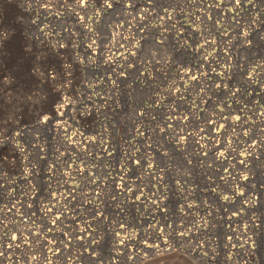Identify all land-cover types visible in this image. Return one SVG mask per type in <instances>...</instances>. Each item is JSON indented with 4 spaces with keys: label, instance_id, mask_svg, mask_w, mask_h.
<instances>
[{
    "label": "clouds",
    "instance_id": "9594fccd",
    "mask_svg": "<svg viewBox=\"0 0 264 264\" xmlns=\"http://www.w3.org/2000/svg\"><path fill=\"white\" fill-rule=\"evenodd\" d=\"M222 2L223 7L216 0H19L16 8L20 14L7 24L0 13V48L16 35L13 25L26 24L34 29L23 47L24 61H30L27 71L15 66L0 70V149L8 146L7 155L0 156V264H264V0ZM217 9L232 15L221 16ZM196 44H206L207 48L197 53ZM179 52L195 59L181 64L174 59ZM52 57L60 62L59 70L54 64L49 66ZM205 60L211 73L217 69L221 73L219 80L211 76V84L203 71ZM134 71L137 75L123 89L127 96V112H123L120 77ZM189 71L193 75L199 72V79L195 84L187 79L190 87L185 89L181 73ZM174 90L179 95L173 97ZM221 92L223 98L217 99ZM155 104L166 115L176 117L171 131L165 127L168 121L154 114ZM205 104L207 108L202 107ZM138 112L143 115L138 116ZM58 114L62 118L57 124ZM89 119L93 120V131L99 130L95 145L92 135H84L89 125L82 121ZM150 119L154 122L146 126ZM209 119L216 128L225 125L223 132L212 138L226 154L217 159H228L226 167L231 169L223 184L216 182L220 167L215 161L201 160L200 152L185 147L195 142L200 143V151L213 152L214 143L201 136V131L208 132ZM42 129L49 130L51 142L42 138ZM145 131L149 133L146 140L127 143L125 137L142 136ZM117 137L124 139V144L118 145L123 152L119 156L124 170L120 179L127 175L130 160H140L141 169L147 160L142 183L152 176L165 189L154 193L160 201L158 209L164 207L163 201L173 189L185 200L194 194L184 187L185 180L193 183L192 169L197 176L210 178L203 183L215 194L216 202L208 204L213 220L206 225L208 232L193 238L195 243L180 240L155 247L153 235L146 234L141 239L151 241L154 250L145 252L137 241L131 245L137 251L129 252L124 237L115 238L116 228L111 229L109 239L110 233L102 227L104 221L95 216L91 240L77 242V232L87 231L86 216L92 209L77 212L76 206L69 208L71 202H64L62 189L70 181L76 184L77 203L92 204L103 214L115 156L99 161L95 152L102 148L117 152ZM43 161H47L48 177L42 182L46 187L41 195ZM93 168L95 175H85ZM177 178L180 188L169 183V179ZM92 184L96 196L88 194ZM53 191L57 192L55 201L51 199ZM220 199L227 203L219 204ZM217 207L239 215V220L231 221L235 225L231 231H223ZM29 208L43 215L33 220ZM67 211L85 218L83 226L67 225L65 220L75 218L66 216ZM55 213L64 220L50 230L49 236L45 225L56 223ZM20 215L27 216L29 222L17 219ZM217 227L224 236H232L230 243L217 236ZM126 236L129 241L136 240L134 232L126 230ZM121 243L123 248L118 247Z\"/></svg>",
    "mask_w": 264,
    "mask_h": 264
},
{
    "label": "rangeland",
    "instance_id": "374dc122",
    "mask_svg": "<svg viewBox=\"0 0 264 264\" xmlns=\"http://www.w3.org/2000/svg\"><path fill=\"white\" fill-rule=\"evenodd\" d=\"M217 3L221 4V7H223L222 0H216ZM16 3H19V0H16ZM16 3L10 2V0H0V13L3 14V18L5 20V24L8 23L9 20H12L15 18V16L18 13V10L16 8ZM219 12L221 16H231V12H220L219 9L216 10ZM187 26V25H185ZM13 27L16 28V35L10 40L9 42L5 43L3 48H0V70H11L14 66L18 67L21 71L26 72L28 69V66L30 65V61H24L23 57V47L27 44V36H29L34 29H30L26 24L19 25L15 24ZM194 31V29H193ZM169 43L171 45V37H169ZM196 51L197 53L202 52L204 49L207 48L206 44H196ZM213 51H219V49H213ZM98 54V53H94ZM120 53H117V58H119ZM174 59L177 60L181 64L191 63V60H194L195 57L189 58L188 55H186L184 52L176 53L174 56ZM210 59V58H209ZM49 66L55 65L57 67V70H59V61H57L54 57L50 58L49 60ZM208 61L205 60L202 62L205 67L203 68V71L208 75V83L211 84V76L215 75L217 77V80H219V77L221 75L219 69H217L216 73H211L210 70L206 67ZM135 66H133L134 68ZM197 67H200L199 65ZM212 75H211V74ZM76 75L78 76L79 73L77 72ZM137 75V73L129 72L128 77L127 74L121 75L119 81L122 89V96H121V105L123 106L122 111L127 112V96L126 93H123V89L127 84H129ZM181 76L183 79L181 80V85L183 88L187 89L190 87V85L185 82L187 79H191L192 84H195L197 80L199 79V72H197L195 75L191 71H189L186 75L184 73H181ZM128 78V79H127ZM127 79V80H125ZM109 83L111 85V80H109ZM135 88H138V85H134ZM158 95V94H157ZM179 95L178 90H174L172 92V96L175 97ZM224 93L221 92L220 95L217 97V99L223 98ZM253 97L256 96V93L252 94ZM99 99V98H97ZM169 102L168 98L166 97L164 99V103L167 104ZM147 104H145V108H147ZM202 107L207 108L208 105L205 104ZM120 109H118L119 111ZM154 114L157 115L158 118L161 120H167L168 124L165 125V127L171 131V129L176 124V117L175 116H169L165 114V110L160 108L159 104L153 105ZM219 110V109H218ZM182 111V109L177 110ZM119 115V114H118ZM138 116H142L143 113L138 112ZM60 116V117H59ZM200 116H204V112H200ZM60 118H62V114H58L57 124L60 122ZM190 119V118H188ZM26 122V121H25ZM151 119L148 122V125L150 126L151 123H153ZM188 120H182L181 123H187ZM203 121H200L198 123H202ZM82 124L89 125L88 130L85 132V136L92 135L93 140L92 144L95 145L96 139L95 135L98 134V129L96 132L93 131V120L89 119L86 121H82ZM51 127V126H49ZM225 125L223 123L220 124L219 128H216L214 126V122L209 119L207 121V129L208 132H202L201 136L208 140L209 143H214V150L212 153L208 152H202L200 153V159L204 160L207 159L210 162L215 161L216 165H219L220 170L218 175L216 176V182L223 184L224 180L222 179V175H228V173L231 171L226 165L228 164V159L225 163H218L214 159V154H222L225 155L224 149L222 145L219 142H215L212 138L216 137L217 135H220L224 130ZM196 131H200L199 128L195 129ZM42 138L47 139L49 142L52 140V136L49 133V130L42 129ZM63 131V130H62ZM189 131H192V129H189ZM162 134V133H161ZM149 133L145 131L142 136H137L135 134L128 135L127 137V143L133 144L138 139L140 140H146ZM183 138V137H182ZM73 141L76 139V137L72 136L70 137ZM83 139V137H82ZM109 143L112 141L109 140ZM84 143L87 144V140L84 139ZM117 144V152H113L111 148H102L98 149L95 152V159L99 161H103L104 159L112 160L114 157L113 166L115 168V171L113 172L111 181H110V189L108 196L105 198L103 203V214H100L96 212L93 208H89V203L85 204H78L76 197V192L79 191V188L76 184L72 183L71 181L64 185L62 191L64 193V202H71L69 204V208L72 206L77 207V212L80 208L85 209H92V211L87 213L86 219L88 221L87 231L85 232H77L76 234V240L78 243H83L85 240H91V234L93 230V216L96 217V219L104 221V224L102 225L103 229L110 233L109 239H111V229L113 227L116 228L115 231V238L119 240L122 236L125 239V242L130 245L128 248L129 252H136V247H131V245L135 244L137 241H139V247L145 249V252L147 251H153L152 248L153 243L146 239H141L142 236L146 234H152L153 238L155 239V246L161 247L165 246L167 244L176 243L180 240H187L191 241L193 243L196 242L194 240V237H200L201 233L208 232V225L209 221L213 220L212 214L208 211V204L216 202V198L214 197V193L209 192L206 188L208 187L207 184L203 183L204 179H210L207 177H204L203 175L197 176L196 169H192L193 172V183H188L187 180L184 182V187L191 189L194 194L187 198V200L183 199L180 192H175L173 189L170 191L168 199L163 201L164 207L163 208H157L156 205L160 203L159 200L156 199L154 196V193H158L160 191H164L165 189H161L157 184L155 179L150 176L147 181H144L142 183L140 177L142 175V172L146 171L148 169V161L144 160V168L141 169V161L138 159H133L129 161L130 169L127 171V175L125 176L124 180L122 181L120 179V176L124 174V170L120 168V160L119 156L123 155L122 151H119V146L124 144V139L122 137H117L116 140ZM49 147H51V143H49ZM70 148L74 147L73 145H69ZM171 148V146H168ZM185 147L189 148L191 151L199 152L198 148L196 146V143L194 142L191 145H185ZM87 147L84 149V151H87ZM200 150V149H199ZM174 152V149H172ZM8 152V146L6 145L4 148L0 149V156L7 155ZM157 159H159V154L157 153ZM242 157V155L240 156ZM245 158V157H244ZM153 159H155V154H153ZM241 160V159H240ZM197 163V161L194 160V164ZM47 167V161L40 162V194H44V188L46 185H44L42 182L47 181L48 174L45 173V168ZM72 165L70 164L67 170H70ZM80 170L83 171V165H80ZM111 170V169H109ZM151 171L154 174L155 173V164L151 166ZM96 169L93 168L91 172L85 173V175L92 176L95 175ZM67 178V177H65ZM98 183V182H97ZM169 183L172 184L174 188H180L181 187V181L177 179H173L172 181L169 179ZM145 184L147 186H145ZM131 185V186H130ZM105 187H109V185H105ZM213 187H215V184H213ZM92 188H95V184H92L89 186L88 194L90 196H96L97 193L94 191H91ZM120 189L119 190H117ZM75 189V191H71ZM121 189H123V192H121ZM146 194V195H145ZM225 195H228L226 192ZM239 196V194H237ZM57 192L53 191L51 193V199L53 201L56 200ZM203 197V199L201 198ZM20 198L23 200V193H20ZM35 199V197H33ZM121 200H123V203L121 204ZM145 200L148 202L145 203ZM224 200V199H222ZM150 202V203H149ZM0 203H3V199L0 198ZM99 203V201H97ZM227 202H221V199L219 200V204H226ZM118 204H121L120 207H117ZM27 207V206H26ZM24 212V209H21V213ZM29 215L32 216V219L35 220L37 216H42L43 213L41 211H34L31 208L28 209ZM53 214V209L50 208L49 215ZM56 215V223H48L45 225V229L49 231V236L52 235V232L50 231L52 228H55L57 226V223L61 220H64L63 216H60L59 213H55ZM68 217L75 216L74 219H68L65 220V223L67 225H70L72 227H82L81 221L85 218L80 217L78 214L73 213L72 211H67L65 213ZM216 215L218 222L223 223V231H231L235 227L231 223L233 220H239L240 217L236 213H227L222 211L220 208H216ZM17 219H23L25 223H28L27 216H17ZM200 221V222H199ZM43 224V222H41ZM241 230H245V226L243 224L240 225ZM197 229V230H194ZM126 230L130 232H134L136 234V240L135 241H129L127 240L126 236ZM223 231L217 227L215 229V233L217 236L221 237L223 239L224 243H230L232 240V236H224ZM166 232H172L173 234L171 236L165 235ZM158 233V234H157ZM33 235H36V233H33ZM64 235L60 234V240L63 241ZM159 240H158V239ZM14 240L17 239L16 237L13 238ZM162 242H161V240ZM69 243H71V238H68ZM165 243V245H161V243ZM220 240L217 239V243H219ZM47 243V241H45ZM160 243V244H159ZM118 247L123 248L124 244L121 243L118 245ZM147 247V248H145ZM151 249V250H150ZM167 251H170V249H166ZM89 252L91 249L89 248ZM232 251H236L235 248L232 249ZM59 254V252H57ZM193 255H196V253H193ZM230 253L228 258L230 259Z\"/></svg>",
    "mask_w": 264,
    "mask_h": 264
},
{
    "label": "bare ground",
    "instance_id": "6f19581e",
    "mask_svg": "<svg viewBox=\"0 0 264 264\" xmlns=\"http://www.w3.org/2000/svg\"><path fill=\"white\" fill-rule=\"evenodd\" d=\"M210 74H211V73H210ZM211 75H212V74H211ZM59 115H61V114H59ZM59 117H60V116H59ZM196 146H197V148H198V151L201 153V151L199 150V149L201 148L200 143H196ZM221 155H222L221 153H220V154H217V153H216V154H214L213 157H214V159H215L218 163H225L227 159H224L223 161L217 159V158L220 157ZM240 159L243 160V159H244V156L242 155V157H240ZM241 166H242V165H241ZM222 176H223V178H224L226 175H222ZM223 178H222V179H223ZM117 190L120 191V189H118V188H117ZM236 198L238 199V198H240V196L237 195ZM147 202H148V201L145 200V203H147ZM221 202H227V201L221 199ZM149 203H150V202H149ZM88 206H89V208H93V205H92V204H89ZM56 220H57V218H56ZM199 222H200V221H199ZM157 234H158V233H157ZM157 239H158V238H157ZM158 240H159V239H158ZM160 240H161V239H160ZM161 242H162V240H161ZM159 244H160V243H159ZM162 244L165 245L164 241H163V243H161V245H162ZM155 247H158V246H155ZM145 248H147V247H145ZM150 250H151V249H150ZM152 250H154V247L152 248Z\"/></svg>",
    "mask_w": 264,
    "mask_h": 264
}]
</instances>
